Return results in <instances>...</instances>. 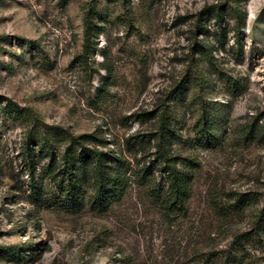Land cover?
<instances>
[{
    "label": "rangeland",
    "instance_id": "374dc122",
    "mask_svg": "<svg viewBox=\"0 0 264 264\" xmlns=\"http://www.w3.org/2000/svg\"><path fill=\"white\" fill-rule=\"evenodd\" d=\"M230 2L0 0V34L12 39L0 46V102L42 120L36 134L65 129L129 154L126 138L149 135L153 127L152 117L135 120L133 112L152 111L178 86L180 138L173 149L198 166L188 210L178 217L165 218L134 180L106 211L68 212L43 200L56 192L45 177L48 157L34 171L48 194L32 201L21 157L27 122L6 120L0 124V264H187L193 248H225L234 230L246 228V216L221 224L209 206L213 190L264 188V133L243 132L264 131V0H238L240 25ZM88 5L102 29L84 58ZM219 7L220 21L213 15ZM18 37L36 44H17ZM201 110L219 142L196 147ZM151 152L146 147L137 156L148 164Z\"/></svg>",
    "mask_w": 264,
    "mask_h": 264
},
{
    "label": "trees",
    "instance_id": "16d2710c",
    "mask_svg": "<svg viewBox=\"0 0 264 264\" xmlns=\"http://www.w3.org/2000/svg\"><path fill=\"white\" fill-rule=\"evenodd\" d=\"M237 2L231 0L228 11L235 23L240 25L244 16ZM205 10V14H210V9ZM214 11V17L220 21V7ZM96 15L92 5L86 6L81 50L85 54L84 58L102 29L95 20ZM235 39L239 41L237 36ZM15 42L29 46L36 44L19 37L15 38ZM11 43L9 36L0 34V46ZM180 97V87L174 86L165 92L164 100L152 111L133 112L135 120L143 121L146 115L152 117L153 127L149 135L135 132L126 138L129 154L109 149L106 143L95 142L92 137L93 140L88 139L87 134H74L65 129L38 135L36 128L44 126L42 120L11 101L0 102V124L15 119L27 122L21 157L28 170V187L33 202H39L45 193L48 194L44 178L34 176L38 161L48 157L45 177L53 183L56 192L52 191V194L49 193L51 196L47 195L43 200L49 202L52 199V206L68 212H77L86 206L106 211L125 195L134 180L140 183L150 201L165 218L178 217L188 210L198 170L192 158L173 149L180 138L177 132L179 110L175 106ZM194 127L196 147L219 142L211 132L208 118L202 110L197 114ZM258 129L260 131L261 127ZM259 131L250 126L243 132L244 136L254 138L255 134L263 135L264 131ZM55 135L58 138L54 139ZM58 141L62 142L61 148L58 147ZM146 147L152 148L148 164L142 163L137 156ZM151 165L156 167L159 178ZM209 206L219 223L225 224L244 215L249 219L247 226L234 230L225 248H193L186 259L187 264H264V188L261 192L213 190L210 191ZM209 240H213V237L208 235Z\"/></svg>",
    "mask_w": 264,
    "mask_h": 264
}]
</instances>
